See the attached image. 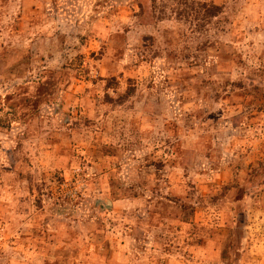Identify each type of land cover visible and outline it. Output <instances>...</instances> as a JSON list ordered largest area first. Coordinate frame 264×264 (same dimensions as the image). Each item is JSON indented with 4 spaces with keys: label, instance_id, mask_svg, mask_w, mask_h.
I'll return each mask as SVG.
<instances>
[{
    "label": "rangeland",
    "instance_id": "374dc122",
    "mask_svg": "<svg viewBox=\"0 0 264 264\" xmlns=\"http://www.w3.org/2000/svg\"><path fill=\"white\" fill-rule=\"evenodd\" d=\"M0 264H264V0H0Z\"/></svg>",
    "mask_w": 264,
    "mask_h": 264
},
{
    "label": "crops",
    "instance_id": "0c3cea01",
    "mask_svg": "<svg viewBox=\"0 0 264 264\" xmlns=\"http://www.w3.org/2000/svg\"><path fill=\"white\" fill-rule=\"evenodd\" d=\"M191 142V141H190ZM190 143H189V141H188V145H189ZM190 147V146H189ZM189 149V148H188ZM170 167H169V171H173V169H176L177 167L176 166H174V164H172L173 163V159H171L170 158Z\"/></svg>",
    "mask_w": 264,
    "mask_h": 264
},
{
    "label": "trees",
    "instance_id": "16d2710c",
    "mask_svg": "<svg viewBox=\"0 0 264 264\" xmlns=\"http://www.w3.org/2000/svg\"><path fill=\"white\" fill-rule=\"evenodd\" d=\"M211 8H216V7H214V6H211ZM212 14H215V13H212ZM132 91H130V93H131Z\"/></svg>",
    "mask_w": 264,
    "mask_h": 264
},
{
    "label": "water",
    "instance_id": "95a60500",
    "mask_svg": "<svg viewBox=\"0 0 264 264\" xmlns=\"http://www.w3.org/2000/svg\"><path fill=\"white\" fill-rule=\"evenodd\" d=\"M110 202V201H109Z\"/></svg>",
    "mask_w": 264,
    "mask_h": 264
}]
</instances>
